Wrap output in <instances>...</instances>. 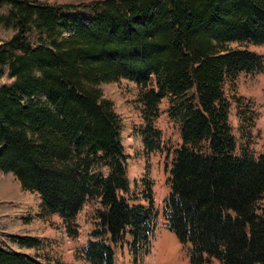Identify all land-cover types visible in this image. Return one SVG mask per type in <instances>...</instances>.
<instances>
[{
    "label": "trees",
    "instance_id": "obj_1",
    "mask_svg": "<svg viewBox=\"0 0 264 264\" xmlns=\"http://www.w3.org/2000/svg\"><path fill=\"white\" fill-rule=\"evenodd\" d=\"M246 44H264V0H0V170L71 234L85 200L99 199L88 264H114L116 246L136 257L154 236L153 193L144 182L146 207L131 189L104 89L128 79L146 153L160 146L163 98L178 127L163 216L189 264H264V154L239 143L229 119L233 102L242 133L253 127L229 89L264 70ZM0 233V264H63L27 253L36 236Z\"/></svg>",
    "mask_w": 264,
    "mask_h": 264
},
{
    "label": "rangeland",
    "instance_id": "obj_2",
    "mask_svg": "<svg viewBox=\"0 0 264 264\" xmlns=\"http://www.w3.org/2000/svg\"><path fill=\"white\" fill-rule=\"evenodd\" d=\"M58 3H79L91 0H51ZM71 17L73 14L70 15ZM248 49L264 58V44H246ZM105 90L113 94L114 110L121 122V141L124 159L127 165V176L130 186L143 206H148L144 199V182L149 184L153 193L155 211L154 236L148 246L143 247L134 257L128 248L116 246L114 264H189L185 247L169 231L163 216L165 197L168 194L166 183L167 169L170 167L168 154L179 143L177 125L168 117V99L163 98L159 105V116L156 127L161 131L160 146L150 154L146 153L140 134L143 120L137 102L139 87L128 79H120ZM230 95L248 104L254 113L253 127L244 134L237 117L236 104L230 107V123L239 143L255 154H264V70L260 73H240L230 84ZM168 157V158H167ZM95 170L97 168L95 167ZM105 173V169H102ZM38 194L23 191L12 173L0 170V224L4 232L24 236H36L37 244L27 253L43 262L63 264H88L84 260L83 249L92 239V232L97 227L96 213L101 209L97 197L85 200L74 221L71 234L59 214H42ZM264 205V193L260 201ZM18 217L12 222L8 217ZM8 222V223H7ZM3 234L0 233V241ZM210 264H219L215 259Z\"/></svg>",
    "mask_w": 264,
    "mask_h": 264
},
{
    "label": "water",
    "instance_id": "obj_3",
    "mask_svg": "<svg viewBox=\"0 0 264 264\" xmlns=\"http://www.w3.org/2000/svg\"><path fill=\"white\" fill-rule=\"evenodd\" d=\"M230 214H232L233 212L232 211H229Z\"/></svg>",
    "mask_w": 264,
    "mask_h": 264
}]
</instances>
